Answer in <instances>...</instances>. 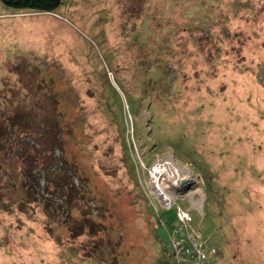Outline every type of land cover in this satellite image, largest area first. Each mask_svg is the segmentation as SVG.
Masks as SVG:
<instances>
[{"label": "rangeland", "instance_id": "1", "mask_svg": "<svg viewBox=\"0 0 264 264\" xmlns=\"http://www.w3.org/2000/svg\"><path fill=\"white\" fill-rule=\"evenodd\" d=\"M178 204L264 264V0H0V264H176Z\"/></svg>", "mask_w": 264, "mask_h": 264}, {"label": "built area", "instance_id": "2", "mask_svg": "<svg viewBox=\"0 0 264 264\" xmlns=\"http://www.w3.org/2000/svg\"><path fill=\"white\" fill-rule=\"evenodd\" d=\"M164 197L169 200V205L173 204V201L167 195H164ZM175 208H177V217L181 222L180 227L175 229L179 239L172 241L176 264H184L188 257L201 262L207 259L209 253L216 254L217 250L215 248L207 250L201 231L192 222L189 211L183 209L179 204Z\"/></svg>", "mask_w": 264, "mask_h": 264}, {"label": "trees", "instance_id": "3", "mask_svg": "<svg viewBox=\"0 0 264 264\" xmlns=\"http://www.w3.org/2000/svg\"><path fill=\"white\" fill-rule=\"evenodd\" d=\"M1 1L5 5L13 8L15 10H22V11H26V12H55L60 7V5L62 4V0H1ZM7 122H8L7 123L8 127L11 124H13L12 119H9ZM124 124H125V122H123L122 127H124ZM55 134H58L57 128H56ZM54 139L57 140L58 136H57V138L54 137ZM71 184L72 183H69L67 181V185H71ZM172 220H173V227L174 228L180 227L181 222L177 216L172 218ZM172 220H170V221H172ZM174 252L175 251H173V253ZM188 260L192 261L193 259L188 257ZM187 261H185L184 264H186ZM195 262L201 263L202 261L200 262V261L195 260Z\"/></svg>", "mask_w": 264, "mask_h": 264}, {"label": "crops", "instance_id": "4", "mask_svg": "<svg viewBox=\"0 0 264 264\" xmlns=\"http://www.w3.org/2000/svg\"><path fill=\"white\" fill-rule=\"evenodd\" d=\"M190 203H191L190 207L193 208V204H192L193 202H190ZM195 208H196V207H195Z\"/></svg>", "mask_w": 264, "mask_h": 264}, {"label": "water", "instance_id": "5", "mask_svg": "<svg viewBox=\"0 0 264 264\" xmlns=\"http://www.w3.org/2000/svg\"><path fill=\"white\" fill-rule=\"evenodd\" d=\"M185 181H186V180H183V181H182V184H184ZM186 182H188V180H187Z\"/></svg>", "mask_w": 264, "mask_h": 264}]
</instances>
